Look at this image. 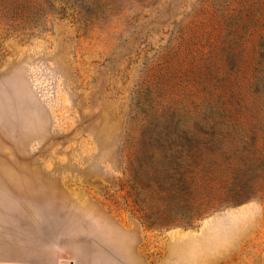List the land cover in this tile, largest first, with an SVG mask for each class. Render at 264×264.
I'll use <instances>...</instances> for the list:
<instances>
[{"label":"rangeland","instance_id":"rangeland-1","mask_svg":"<svg viewBox=\"0 0 264 264\" xmlns=\"http://www.w3.org/2000/svg\"><path fill=\"white\" fill-rule=\"evenodd\" d=\"M0 264H264V0H0Z\"/></svg>","mask_w":264,"mask_h":264},{"label":"crops","instance_id":"crops-1","mask_svg":"<svg viewBox=\"0 0 264 264\" xmlns=\"http://www.w3.org/2000/svg\"><path fill=\"white\" fill-rule=\"evenodd\" d=\"M232 234L233 236L231 237V239L229 241H224L225 246H227L228 244L231 247H237L239 248L241 245L244 244V239H242V237L245 236L246 231H242L241 226H236L235 229H232ZM218 253L220 252V250L217 251ZM215 251H209L208 253V260L211 261L212 258L210 257V255H214Z\"/></svg>","mask_w":264,"mask_h":264},{"label":"trees","instance_id":"trees-1","mask_svg":"<svg viewBox=\"0 0 264 264\" xmlns=\"http://www.w3.org/2000/svg\"><path fill=\"white\" fill-rule=\"evenodd\" d=\"M181 184H183V182Z\"/></svg>","mask_w":264,"mask_h":264}]
</instances>
